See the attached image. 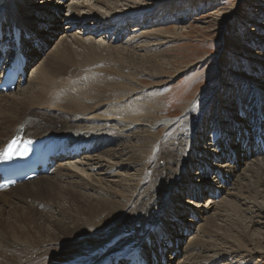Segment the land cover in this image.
Returning <instances> with one entry per match:
<instances>
[{
	"label": "bare ground",
	"instance_id": "1",
	"mask_svg": "<svg viewBox=\"0 0 264 264\" xmlns=\"http://www.w3.org/2000/svg\"><path fill=\"white\" fill-rule=\"evenodd\" d=\"M19 1L23 2V0H0L1 33L10 27L21 29L25 27V32H27L28 27L31 31L33 30V26H28L27 22L22 20V23L17 18L18 14H23L26 10L24 5L22 7L21 4H18ZM98 1L100 2V0H95V4H98ZM148 1L154 2V6L148 10L112 13L111 7L108 5L103 7L105 11L101 12L95 7V9L91 8L84 0H74L68 8L71 11L69 17H76L78 21L84 23L83 26L80 22L75 23L81 28H79V31L82 33H92V36L99 34L101 38L113 39L112 34L106 31L103 33L100 29L107 25L102 29L116 28L121 31V33L115 32L116 36L118 35L117 39H122V35L128 29L131 20L147 16L146 18L149 19L147 22H159L161 19H156V14L153 15L152 13L154 7L160 6L155 11L167 12L168 10H175L174 7L182 2L180 0ZM58 2L59 0H56V3ZM127 3L129 4V2ZM113 6L118 7L115 2ZM49 14L53 15L52 13ZM47 18L51 19L50 15ZM47 18H43L46 24L50 22ZM89 19L92 21H89ZM88 26L91 27V31H89ZM97 26L100 28H97ZM144 32L132 37H140L146 43L154 41L153 36L155 34ZM165 32L169 34L170 30ZM180 35L177 34L173 37L177 38ZM89 38L91 39L89 43H85L77 37L72 38V43L76 44L77 48L83 49L79 53L71 49L66 39L61 40L60 45L57 44L53 52L34 68V74L29 78L27 86L22 90L19 89L21 90L19 96H12L9 101H6V98H9V93H0V95L3 94L0 98V125H3L0 127V148L9 138L15 136L38 140L41 137L48 139L52 135L66 134L69 141H93V148L90 151L81 155H70L63 162L58 159L56 165L49 172L36 176L35 180L33 178L30 181L21 182L0 190V264H99L104 261L112 262L116 257L124 255L134 257L137 254H142L146 264H152L149 260L150 255L158 258V256L161 257L165 254L163 258L166 263L158 258L157 264H167L171 260V252L175 250V247L169 248L167 245L169 242L166 241L167 236L169 235L171 238V235L169 228H166L169 222L166 221L171 215L170 207L179 201V192L182 193L188 188L185 187L190 182L187 171L192 167L186 168L185 164L194 162L190 156L186 157L185 164L184 162L181 163L178 153L183 151L184 143L191 144L193 150L199 148V144H196L192 134L195 126L205 125L202 118V115L205 114L204 105L199 107V104H195L193 107L184 108L186 110L185 118L182 121L183 117L176 121L178 124L163 121L158 125L157 122L161 121V116L158 115L160 106L157 104V96L161 94L162 90L152 91L147 89L146 91V87H142L145 88L144 91L141 88L139 89L138 84L143 81L139 78V70L131 66L136 64L133 56L129 57V54L128 56L122 54L119 60L115 56L113 50L115 48L110 43L104 46L106 48H103L101 47L102 43L97 41L98 46L95 47V40L92 37ZM28 41H30L29 45ZM127 42L129 43L130 40ZM0 43L1 46L6 43L7 49L12 48V43L7 41L5 37L0 40ZM19 46L18 50L26 57L25 66H27L29 55L32 56L30 50L36 45L30 37L20 36ZM133 46L135 45L131 42L127 48V53L130 47ZM139 46L143 47V45ZM115 47L117 48V46ZM234 48H243L248 51L242 45ZM101 52H106V54L102 55ZM148 57H151V55ZM240 57L244 60L243 54H240ZM4 59L5 57H3L5 65L6 60L4 61ZM122 60L125 62H122ZM144 61L152 62L153 68H160L162 63L159 59L154 58H147ZM254 62L258 63L257 61ZM127 67H129V71L125 70ZM256 67H259V73L264 75V65ZM140 68L142 70L148 69L145 66ZM235 79L238 81L237 77ZM217 83L218 80L212 83L209 90H215ZM246 83V96L253 102L251 105H244L242 101L240 102L241 109L239 113L241 114H239L238 119L245 120L246 111L255 114L256 119L252 122H250V119L249 122L245 120L243 124L246 127L243 128V131L238 126V129L242 132L240 138H243V145L236 148V141H234L232 146H229L230 150L233 151L230 153L232 155L236 154L237 160L241 149L246 154L250 150L249 148L252 146L250 134L252 135L253 131V135H256L257 122H264V93L261 98V92L257 88L264 89V83L259 78L254 83L257 87L254 86L251 80ZM243 85H245L244 81L242 82ZM16 86L22 87L19 80ZM4 106L7 109H4ZM194 117V122H192ZM107 120L110 122H107ZM5 121L10 124L4 126ZM237 122L235 121V123ZM137 123L140 126H136ZM156 123L159 126L157 130L155 129ZM173 124L176 125L174 129L169 134L162 135V132ZM217 126L222 130L221 133L224 134L227 131L225 133L226 138L230 137L231 134L237 136L236 133H232L233 127H228L225 121H218ZM135 129L144 132L139 137H141V140H145L146 148L144 151H140V149L139 151H132L129 154H132L134 158L131 155L126 158V162H129V164H124L127 167H133L134 165V173L129 174L125 171L122 174L118 170L119 166H125L122 161L117 159H121V156L123 159V155L128 154L129 151H126V149L109 148L108 150H102L99 154L103 153V156H101L103 160L104 156L108 157V160L105 159L106 161H102L99 155L97 157L94 154L95 157L91 156V151L102 147L107 136H110V141L114 142L129 136ZM257 133L261 139L262 137L264 139V130L259 129ZM215 134L213 133V137L216 136ZM154 140L157 141L156 144L152 143ZM230 140L234 139L230 138ZM254 145V149L250 152L254 162L247 168L250 174L248 180L251 177L254 178L248 183L252 185V188L247 190L244 185L239 184L237 186L239 192L243 193L245 191L248 193V198L238 192L227 193V196H232V194L236 196L239 205L243 208L242 216L249 218V220L254 216L261 218L264 216V206L256 201L258 197L264 198L262 193L264 191V158L261 157L264 149L259 148L256 144ZM257 150L258 152H255ZM122 151H126V153ZM149 152L150 155H148ZM260 157L263 160L259 159ZM220 158V155L215 154L213 161L218 162ZM139 164L141 165L140 168H135ZM148 166L151 167L148 168ZM224 166L226 167L216 171L218 179L220 181L223 178L229 180L232 177L233 180L234 176L236 177L234 175L235 169H237L236 164L228 167L229 164L225 163ZM143 170L144 174L147 175L141 177ZM215 170L214 168L213 171ZM80 174L86 175L88 181L84 179L85 176L83 177ZM110 176H119V179H110L109 181L113 183L105 188L103 184L107 185L105 180ZM237 180L230 182L235 186L239 182ZM28 182L35 184L26 186L25 183ZM113 184L115 187L111 186ZM20 186L21 188L16 191V188ZM116 186L119 190L115 189ZM220 186L222 187V185ZM260 187L263 188V191L261 189L259 191ZM13 188H15V191L10 195H4L5 190ZM174 188H177L178 191ZM216 189L215 191L212 190L214 191L212 193L214 197H217L215 195ZM88 190L93 191L97 196L90 194ZM195 191L197 189L194 191L192 189L191 193ZM122 192H128L129 197L124 200L120 199V197L125 196L121 194ZM203 192L204 189H198V193L203 194ZM118 196H120L119 199ZM233 196L230 198H233ZM26 199H29L30 202ZM61 199H64L68 206L57 204L58 201L60 203ZM249 199L252 200L249 201ZM207 203L211 205L210 209L215 210L216 213H213L215 216L226 215V212L221 213L218 211L222 207L216 206L217 203L214 200L208 199ZM222 203L224 208H230L233 211L238 208L234 205L233 199H223ZM52 206H55L53 215H47ZM197 206L200 205L197 203ZM168 212H170L169 215ZM188 217L185 220L191 222L192 219ZM196 217H198L197 214ZM15 219L18 220L17 224L14 223ZM206 219L209 227L216 226L215 219ZM31 223L35 224L38 230L37 235L28 227ZM201 231L203 235L208 237L213 235L206 226ZM176 237L180 240L184 236L178 234ZM246 237L245 239H247ZM211 242L203 240L201 235L190 238L187 243L189 247L188 254L185 253L184 258L181 261L179 260L178 264H212L218 259L224 258L230 260L228 264L236 263V261L233 262V258L235 253H239L238 251L221 253L217 250L218 248L214 249L209 246ZM21 243L25 246H22ZM163 243H165L164 248L162 247ZM39 244H41L40 247ZM124 263L128 264L127 261H118V264ZM236 264L240 263L237 262Z\"/></svg>",
	"mask_w": 264,
	"mask_h": 264
},
{
	"label": "rangeland",
	"instance_id": "2",
	"mask_svg": "<svg viewBox=\"0 0 264 264\" xmlns=\"http://www.w3.org/2000/svg\"><path fill=\"white\" fill-rule=\"evenodd\" d=\"M73 1L74 0H59V2L56 3V0H23V2H18V4H21L22 7L24 5L26 10L23 14H18V17L16 15V17L22 23L24 21L27 22L28 26H33V30L31 31V29L28 27L27 32H25V27H23L21 37H30L36 46L34 48L32 47L30 50L32 56L30 57L29 55V63L24 68L25 75L22 87L19 88L16 86L13 90L4 93H9V98H6V101H9L10 97L12 96H19L21 90L27 86L31 75L34 74V68L40 65L43 62V59L53 52L56 45H60V42L63 39H66L71 49L78 53L83 51V49L77 48V45L72 43L73 41L71 40L73 37L82 39L85 43H89V41H91L89 37H92L96 43L95 47L98 46L97 41L102 43L101 47L103 48H106L104 46L110 43V45L115 48L113 50L115 52L116 58L119 60L121 59L122 54L127 56L129 54V57L133 56L134 62L136 64L133 63L135 66H131L139 70V78H141L143 81L138 84L139 89L141 88L144 91L145 88L142 87H146V91L147 89L152 91L158 89L162 90L161 94L157 96V104L160 106V113L158 112V115L161 116V121L157 122L158 125L163 121H169L178 124L176 121H179L182 117L183 118L181 121L185 118L184 114H186V110H184V108L186 107H193L195 104H199V107L204 105L205 108V114L202 115L205 125H200L197 127L195 126L194 133L192 134V137L196 140V144H199V148L197 147L195 150H193L191 148V144L184 143L183 151L178 153L181 163L184 162L185 164L186 157L190 156L194 162L185 164L186 168L192 167L189 169V171L191 170L190 172L187 171L188 180L190 182L188 183V186H185L188 187L186 190H184L182 193L181 191L179 192V201L177 204H174L172 207H170L171 215L166 221L169 222V225L166 226V228H169L171 235V238L169 235L167 236L166 241H169L167 245L169 248L175 247L174 249L176 250L171 252V260L167 264H178L179 260L181 261L184 258L185 253L186 255L188 254V241L190 238L196 235H201L203 240L212 241L209 246L214 249L218 248L217 250L221 253L238 251L240 254L235 253L233 262L236 261V263L239 262L240 264H264V216L262 218L254 216L251 217L250 220L249 218H245L242 216L243 208L239 205L236 196H233V194V198H230L232 197L231 195L227 196V193L238 192L240 195L248 198V193L245 191L243 193L239 192L237 186L241 184L242 186L244 185L247 190H251L252 185H249L248 183H250V180L254 179L251 177V179L248 180L250 174L249 169H247L250 164L254 162V158L250 155L251 150L255 147L254 144H256L253 142V131L252 135L250 134L252 145L249 148L250 150L248 149L249 151L246 154L244 150L241 149L238 160L236 154L232 155L230 153L233 151L230 150L229 146H232L233 142L236 141V148L241 147L244 141L243 138H240V133H242L241 130L243 131V128L246 127L243 123L245 120L249 122V119H252L253 116L256 119V115L252 112L250 113V111H246L247 114L246 117H244L245 120L238 119V116L241 114L239 113L241 109V101L244 105H251L253 102L248 96H246V82L251 80L254 84L259 78L260 80L262 79V82L264 83V75H261V73H259V67H256L259 65H264V0H180L182 2L179 1L180 3L174 7L175 10L172 9V11L168 10L167 12L155 11L158 7H160L156 6L154 7L152 13L153 15L156 14V19H161V21L159 20V22L154 21L153 23H149L147 22L149 21V19L146 18L147 16H141L140 19H133L129 22L128 29H126L122 35V39H117L118 35L116 36L115 32L121 33V31H118V29H102L107 25L101 28L97 26V28H100L103 33L106 31L109 34H112L111 36L113 39H108L107 37L101 38L99 34L92 36V33H87V35L80 32V27L77 24L75 25V23L80 22L82 24V22L78 21L76 17H69L71 11L68 8ZM101 1L103 0H100V2L98 1V4H95V0H84V2L87 3V5L89 4L91 8H97V10L101 12H104L105 8L103 9V7L108 5L111 7L112 13H123L132 10H148L150 7L154 6V2L150 1V3L148 0H104L102 3ZM114 2L117 3L118 7L113 6ZM127 2H129V4ZM49 13H52L53 15ZM48 15H50L51 19L47 18ZM45 17L50 20L48 24L44 22L45 20L43 21V18ZM89 21L92 20L89 19ZM42 27V30L44 31L40 30ZM88 29L91 31L90 26H88ZM166 30H170L169 34H167L168 32H165ZM144 31L152 33V35L155 34L154 36L157 37L153 36L155 39L154 41H150V43H146L145 41L141 40L142 38L140 37H132ZM177 34H181L180 37L174 38L173 36ZM34 35H36V37H34ZM129 40L130 42L128 43L127 41ZM131 42L135 46L130 47L127 53V48ZM29 44L30 41H28V45ZM240 44L248 51L244 50L243 48H234L241 46ZM139 45H143V47H140ZM115 46H117V48ZM152 48H154V50H152ZM159 50L162 51L160 52ZM101 53L102 55L106 54V52ZM240 54H243L244 60L240 57ZM150 55L151 57H148ZM234 56L236 57L234 58ZM24 58L26 59L25 56ZM147 58H154L156 60L159 59V61L162 62L161 67L153 68L152 62L144 61ZM254 61H257L258 63H255ZM122 62L125 61L122 60ZM141 66H145L148 69L142 70L140 68ZM125 70L129 71V67L125 68ZM131 72L133 73V71ZM236 77L238 81H236ZM217 80V88L210 91L209 88L212 87V83L216 82ZM243 81L245 82V85L242 86ZM254 86L256 85L254 84ZM257 88L261 92L260 95L262 98L264 89L259 87ZM2 95H0V98ZM4 109H7V107L4 106ZM194 119L195 117L193 118L192 122H194ZM218 121H225L228 127H233L232 133H236L237 136L231 134L230 137L226 138V131L224 134L221 133V135L219 134L212 138V134L215 133L214 127L218 125ZM235 121L238 122L235 123ZM107 122L110 121L107 120ZM138 123L136 126H140ZM157 123L155 124L156 130L159 128ZM257 123L261 124L262 128H260V126L259 128L264 130V122L258 121ZM7 124L10 123L5 121L4 126H7ZM2 126L3 125H0V127ZM175 126V124L171 125L166 131L162 132V135L169 134ZM238 126L241 130L238 129ZM212 131L214 132L212 133ZM143 134L144 132H142L140 129H135L129 136L114 142L110 141V136H107L102 147L92 150L90 154H92L91 156L94 154L96 157L98 155L101 157L103 156V153L99 154V152L101 153L102 150H108L109 148H116L119 150L123 148L129 152L127 154L126 151H122L126 154L123 155V159L121 156V159L117 160L122 161L123 164L127 163L126 158L129 155L132 156V154L129 153H132V151H139V149L140 151L145 150V140L143 141L141 140V137H139ZM230 138L234 140H230ZM262 140L264 141L263 137ZM229 141H231L230 145ZM211 142L213 144H209ZM152 143L156 144L157 141L154 140ZM142 145L144 146L142 147ZM147 145H149V143H147ZM256 145L259 146V148L261 147V149H264V145L260 146L259 143ZM222 149H224V151H222ZM255 152H258V150ZM215 154L221 156L218 162L213 161ZM148 155H150V152ZM261 157L264 158V152ZM261 157L259 159H261ZM101 159L102 161H106L108 160V157L106 158L104 156V160L103 157H101ZM225 163L229 164L228 167L236 164L237 169H235L234 175H236L238 178L234 176L233 180L238 179L237 181L239 182L235 186L232 184V177H230L229 180L223 178L224 180L220 181V179H218L219 177L216 171L225 168ZM128 164L129 162L126 165ZM126 165L123 167L119 166V172L122 174L125 171H127L129 174L134 173V165L133 167H127ZM140 166L141 165L139 164L135 168H140ZM150 167L151 166H148V168ZM214 168L216 169L215 171H213ZM80 175L83 177L85 176L84 179L88 181V177L86 175ZM145 175L147 174H144L143 170L141 177H144ZM110 179L118 180L119 176L107 177L105 180L107 181V185L103 184L105 188L106 186L108 187L110 183H113L112 181H109ZM33 180H35V178ZM34 184L35 183L33 182L25 183L26 186H32ZM193 184L196 185H194L195 188L194 186H190ZM218 184L222 185V187ZM111 186L115 187L114 184ZM20 188L21 186L16 188V191ZM199 188L204 189L203 194L198 193ZM115 189L119 190L117 186ZM174 189L178 191L177 188ZM192 189L193 191L197 189V191L191 193ZM215 189L217 197H214V194H212ZM260 189L263 191V188L260 187L259 191ZM13 191H15V188L11 190H5L4 195L6 194V196H8ZM89 192L90 194L97 196L93 191ZM262 193L264 195V191ZM121 194L125 196H118V199L120 197V199L124 200L129 197L127 195L128 192H122ZM27 196L31 197L32 195ZM226 198L233 199L234 205H236L239 209L236 208L233 211L230 208H224L222 201ZM261 198L262 197H258L256 201L264 206V198ZM208 199L214 200V202L217 203L215 204L216 206L222 207L220 208L221 210H217L221 213L226 212V215H221V217L215 216L213 213L216 212L214 209H210L211 205L207 203ZM26 200L30 202L29 199ZM251 200L252 199H249V201ZM197 203L200 206H197ZM57 204L61 206H68V203H66L64 199H61L60 203L58 201ZM54 211L55 206H52V209L47 213V215H53ZM170 212H168V215ZM196 214L198 217H196ZM186 217L192 219V221H186ZM206 218L215 219L216 226L209 227L207 225ZM17 221L18 220L15 219L14 223L17 224ZM204 226H206L207 229L212 232V236L210 235V237H208L203 235L201 229ZM28 227L33 233L36 235L38 234V230L34 223H31ZM178 234H182L184 237H181L180 240H178L179 238L176 237ZM245 237L248 240L245 239ZM165 243H163L162 247L165 245ZM21 245L25 246L23 243H21ZM40 246L41 244H39V247ZM164 256L165 254L161 257L158 256V258L160 260H164L163 263H166L165 259L163 258ZM158 258L154 256L151 257L150 255V263L158 261ZM226 259L227 258L220 260L218 259L212 264H228L230 260Z\"/></svg>",
	"mask_w": 264,
	"mask_h": 264
},
{
	"label": "snow or ice",
	"instance_id": "3",
	"mask_svg": "<svg viewBox=\"0 0 264 264\" xmlns=\"http://www.w3.org/2000/svg\"><path fill=\"white\" fill-rule=\"evenodd\" d=\"M15 141H12L7 148L0 150V156H2L5 159L11 158L9 155V150L12 148V146L15 144Z\"/></svg>",
	"mask_w": 264,
	"mask_h": 264
}]
</instances>
